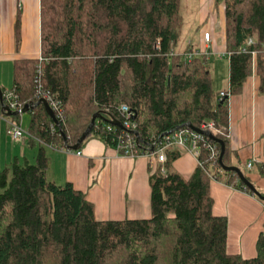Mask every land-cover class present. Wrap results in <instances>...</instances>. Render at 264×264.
<instances>
[{"label":"trees","instance_id":"16d2710c","mask_svg":"<svg viewBox=\"0 0 264 264\" xmlns=\"http://www.w3.org/2000/svg\"><path fill=\"white\" fill-rule=\"evenodd\" d=\"M214 2L225 4L228 59V86L218 92L203 57L175 52L181 0H40L41 75L37 80L38 57L18 59L10 88L23 107L41 98V83L60 103L65 139L42 104L26 112L28 134L55 148L64 140L73 145L95 112L123 123L126 105L138 150H151L169 132L192 133L185 123L203 129L212 122L217 131H209L224 141L222 160L231 165L228 101L253 65L264 97V0ZM1 114L20 121L21 114ZM103 118L84 141L95 136L114 147L121 129ZM198 146L188 178L170 169L181 151L168 149L149 176L151 216L121 220L97 219L85 193L49 180L43 146L34 162L14 159L0 170V264H264L263 232L254 257L228 253L227 218L213 214L210 193L211 180L222 178L220 144L203 135ZM223 173L229 185L251 193L233 171Z\"/></svg>","mask_w":264,"mask_h":264},{"label":"crops","instance_id":"0c3cea01","mask_svg":"<svg viewBox=\"0 0 264 264\" xmlns=\"http://www.w3.org/2000/svg\"><path fill=\"white\" fill-rule=\"evenodd\" d=\"M201 3L206 0H200ZM210 31L211 41H202V49L225 53L222 30ZM203 39V35H202ZM40 0H0V86L13 83L14 63L18 59L37 58L41 53ZM208 53V52H207ZM224 91V90H222ZM29 121V119H28ZM28 124L26 126L27 130ZM264 97L259 91L255 71L242 91L228 101V161L244 166L255 187L264 194ZM39 146L49 160L47 178L56 184L70 182L85 193L94 205L99 220L149 218L151 216L149 176L159 164L146 156L128 157L101 139L90 136L79 148L63 150L43 144L26 134L14 140L7 134V119L0 110V170L14 159L34 162ZM254 158L252 168L246 163ZM197 165L190 150H182L170 162V169L188 178ZM263 165V166H262ZM220 173V172H219ZM212 179V212L227 218V251L243 258L256 255V241L264 230V202L255 195L226 182Z\"/></svg>","mask_w":264,"mask_h":264},{"label":"built area","instance_id":"2783aa9c","mask_svg":"<svg viewBox=\"0 0 264 264\" xmlns=\"http://www.w3.org/2000/svg\"><path fill=\"white\" fill-rule=\"evenodd\" d=\"M203 40L207 43L211 40L210 33L204 32L203 33ZM242 51H246L245 48H242ZM252 56L255 55V52L252 51ZM200 51H189L186 53L185 58L191 59L196 55H200ZM46 60L41 55L38 56V68H37V80H39V76L41 75V68L40 64ZM224 93L221 92V95ZM37 95L41 98L45 99L50 107L52 108L56 117L62 118V109L60 108V103L53 98L49 91H45L42 89L41 83H37ZM3 102L5 105L8 106L10 110L13 111H20L22 106L20 105L17 95L14 92L13 88L7 89L2 92ZM123 111L125 112V120L121 125L123 128L121 129V133L118 134V140L116 141V145L113 147L119 155L128 156V157H136V156H146L148 158H154L157 163L163 164L166 159V151L168 149H177V150H190L195 158L197 159L198 163V154H199V142L203 140V134H199L197 132L187 133V132H174V133H166L164 138L159 141L153 143V148L151 150L140 151L136 148L137 142L136 137L131 130L135 129L134 119V112L128 109L126 106H121ZM112 125V124H111ZM111 125H108L106 128L107 130H111ZM118 127V126H117ZM202 128L206 130H213L217 131L212 122L202 124ZM7 134L14 140L21 139L24 135L28 134L26 129H23L20 123L15 122L13 120L7 119ZM59 149L63 150H70L65 146L59 147ZM212 153L214 155L218 154V151L215 148H211ZM77 154L80 151H76ZM219 157V155H218ZM256 160L251 158L247 161L246 166L248 169L252 168L254 162ZM162 172H164V168L162 167ZM220 173L224 174L222 170H219ZM215 179V178H213ZM264 236V230H263Z\"/></svg>","mask_w":264,"mask_h":264},{"label":"rangeland","instance_id":"374dc122","mask_svg":"<svg viewBox=\"0 0 264 264\" xmlns=\"http://www.w3.org/2000/svg\"><path fill=\"white\" fill-rule=\"evenodd\" d=\"M224 7V2L216 4L214 0H206L204 3H201L200 0H181L180 29L177 44L175 45V52L197 50L203 54H200V57H203V60L210 69L213 90L217 92L226 90L228 86V59L226 47L224 54H218L213 48L210 52L209 50L206 51V49H202V35L205 27H210V29L214 27L217 32L221 29L225 35ZM6 84L2 83L0 87L9 89L11 85ZM10 119L16 122V119ZM28 119V113L25 112L20 115L19 123L23 129L26 128L29 122ZM239 168L243 173H249L244 166L240 165Z\"/></svg>","mask_w":264,"mask_h":264},{"label":"water","instance_id":"95a60500","mask_svg":"<svg viewBox=\"0 0 264 264\" xmlns=\"http://www.w3.org/2000/svg\"><path fill=\"white\" fill-rule=\"evenodd\" d=\"M38 104H42L43 105L46 113L49 115V117L51 118L52 122L57 127H59L60 134L63 137V139H65V134H64V132L60 128V122L57 119V117L55 116V114H54L52 108L50 107L49 103L45 99L40 98L36 102L26 103L25 105H23V107L21 108L20 111H13V110H10L7 105L4 104L3 97H2V90H1V87H0V110H1V112L5 116H16L18 114L25 113L29 109H32L33 107H35ZM96 118H103L102 114L99 111L95 112L91 116V119H90L89 124L87 125V127L85 128V130L82 132V134L80 135V137L76 140V142L73 145H68V144H66V142L64 140V146L66 148L70 149V150H78L81 147V143L84 141V139L86 138V136L91 131V128L93 127ZM134 118H135V115H134ZM103 120L105 122L109 123V124H112L114 126H118L120 128H123V126L121 125V122L118 121V120H116V119H113V118H103ZM184 125L187 126V127H189L192 131L197 132L199 134L206 135L209 138H211L212 140L218 142L220 144V154H219V157H218V162H219V165H220L221 169L223 171H225V172L233 171L236 174L237 178L241 181V183L246 188H248L249 191L253 195H255L259 200H261V201L264 202V194H262L255 187V185L244 175L243 171L238 166H235V165H226L223 162L222 157H223V155L225 153V143H224V141L222 139L213 136V134L210 131L197 128V127L191 125L190 123H185ZM130 132L135 135L136 142L139 145L140 142H141V138H140L138 132L135 131V130H131ZM150 148H153V145Z\"/></svg>","mask_w":264,"mask_h":264},{"label":"bare ground","instance_id":"6f19581e","mask_svg":"<svg viewBox=\"0 0 264 264\" xmlns=\"http://www.w3.org/2000/svg\"><path fill=\"white\" fill-rule=\"evenodd\" d=\"M201 55H203V54H201ZM197 56V55H196ZM123 106V105H122ZM124 106H126V105H124ZM121 108V107H120ZM121 110V109H120Z\"/></svg>","mask_w":264,"mask_h":264}]
</instances>
